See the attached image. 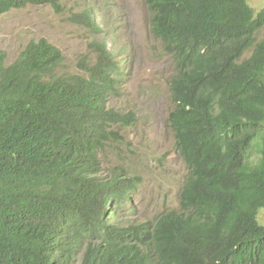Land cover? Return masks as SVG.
<instances>
[{"label": "trees", "instance_id": "1", "mask_svg": "<svg viewBox=\"0 0 264 264\" xmlns=\"http://www.w3.org/2000/svg\"><path fill=\"white\" fill-rule=\"evenodd\" d=\"M248 1L142 0L186 169L177 207L152 220H124L141 180L102 168L138 118L108 106L129 58L104 39L101 6L66 15L94 37L74 70L44 38L9 65L0 51V264H264V8ZM45 5L66 8L0 0V16Z\"/></svg>", "mask_w": 264, "mask_h": 264}, {"label": "rangeland", "instance_id": "2", "mask_svg": "<svg viewBox=\"0 0 264 264\" xmlns=\"http://www.w3.org/2000/svg\"><path fill=\"white\" fill-rule=\"evenodd\" d=\"M61 1L66 7L63 15H56L45 5L27 6L0 16V51L5 53L7 65L30 41L44 38L61 51L64 68L74 70L77 60L88 53L87 43L94 37L87 29L66 20V15L79 9L75 0ZM82 1L97 9L101 6L107 23L104 39L117 58H129L124 64L123 93L119 99L110 98L108 106L132 109L138 118L133 127L123 132L120 152L110 154L102 168L105 172L126 169L141 180L137 191L131 193L128 208L134 212L126 213L124 220H152L160 212L177 207L186 175L166 120L171 104L165 84L172 72L171 61L150 34L149 15L142 0ZM248 3L255 12L264 8V0ZM258 219L264 224V210Z\"/></svg>", "mask_w": 264, "mask_h": 264}]
</instances>
